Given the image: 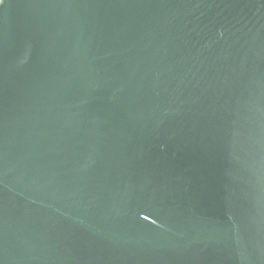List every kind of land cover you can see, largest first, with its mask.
Wrapping results in <instances>:
<instances>
[{"label":"water","instance_id":"obj_1","mask_svg":"<svg viewBox=\"0 0 264 264\" xmlns=\"http://www.w3.org/2000/svg\"><path fill=\"white\" fill-rule=\"evenodd\" d=\"M0 264H264V0H2Z\"/></svg>","mask_w":264,"mask_h":264},{"label":"snow or ice","instance_id":"obj_2","mask_svg":"<svg viewBox=\"0 0 264 264\" xmlns=\"http://www.w3.org/2000/svg\"><path fill=\"white\" fill-rule=\"evenodd\" d=\"M0 2H2V0H0Z\"/></svg>","mask_w":264,"mask_h":264}]
</instances>
